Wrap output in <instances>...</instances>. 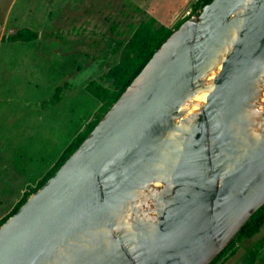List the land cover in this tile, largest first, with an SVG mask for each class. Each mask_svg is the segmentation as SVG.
Segmentation results:
<instances>
[{"label": "water", "instance_id": "95a60500", "mask_svg": "<svg viewBox=\"0 0 264 264\" xmlns=\"http://www.w3.org/2000/svg\"><path fill=\"white\" fill-rule=\"evenodd\" d=\"M262 206L264 0H212L1 225L0 264H211Z\"/></svg>", "mask_w": 264, "mask_h": 264}, {"label": "rangeland", "instance_id": "374dc122", "mask_svg": "<svg viewBox=\"0 0 264 264\" xmlns=\"http://www.w3.org/2000/svg\"><path fill=\"white\" fill-rule=\"evenodd\" d=\"M197 1L0 0V220L101 116L85 85L111 88L113 69L136 52L134 35L152 22L175 26ZM25 27L36 42L6 40ZM66 84L64 99L44 107ZM262 242L264 225L222 264H244Z\"/></svg>", "mask_w": 264, "mask_h": 264}, {"label": "trees", "instance_id": "16d2710c", "mask_svg": "<svg viewBox=\"0 0 264 264\" xmlns=\"http://www.w3.org/2000/svg\"><path fill=\"white\" fill-rule=\"evenodd\" d=\"M212 0H198L190 15L180 19V21L172 27L165 25H156L153 22L146 24L134 35V39L130 41L136 49L135 54L128 60L123 61L117 65L111 72L112 87L108 88L97 81H91L85 85L87 93L97 99L102 104L101 116L91 123L87 129L77 135L68 147L63 151L56 164L45 174V176L38 182V184L24 193L20 201L14 206L12 211L0 220L1 225L14 215L20 207L27 201V199L42 187L64 164V162L73 154L81 143L86 139L89 133L95 128L102 117L110 109V107L119 99L126 88L131 84L134 78L142 71L154 53L160 46L167 40V38L178 28L184 21H186L192 14L198 13L205 5L209 4ZM39 39V33L29 27L18 29L14 34L7 37L9 43H34ZM68 85L59 86L51 99L44 102V107L48 108L59 104L65 96V91ZM264 225V206H262L243 226L236 238L228 245V247L211 263L222 264L228 258L234 256L237 252L238 242L252 238L259 233ZM260 262L264 264V242L256 245L254 249L250 250L248 257L244 264H256Z\"/></svg>", "mask_w": 264, "mask_h": 264}, {"label": "bare ground", "instance_id": "6f19581e", "mask_svg": "<svg viewBox=\"0 0 264 264\" xmlns=\"http://www.w3.org/2000/svg\"><path fill=\"white\" fill-rule=\"evenodd\" d=\"M205 98H206V94L199 97V99H201V100H205Z\"/></svg>", "mask_w": 264, "mask_h": 264}, {"label": "flooded vegetation", "instance_id": "af4514ba", "mask_svg": "<svg viewBox=\"0 0 264 264\" xmlns=\"http://www.w3.org/2000/svg\"><path fill=\"white\" fill-rule=\"evenodd\" d=\"M190 15V14H189ZM187 17V16H186ZM185 18V17H184Z\"/></svg>", "mask_w": 264, "mask_h": 264}]
</instances>
